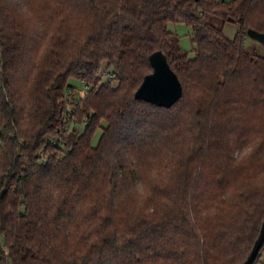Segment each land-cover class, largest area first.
Segmentation results:
<instances>
[{
    "label": "trees",
    "instance_id": "trees-1",
    "mask_svg": "<svg viewBox=\"0 0 264 264\" xmlns=\"http://www.w3.org/2000/svg\"><path fill=\"white\" fill-rule=\"evenodd\" d=\"M11 1L0 0V264H241L264 221V53L244 41L264 32V0ZM172 21L192 26L193 54ZM159 49L183 86L170 107L135 97ZM136 164L160 176L139 208L122 190ZM220 203L232 219L210 213Z\"/></svg>",
    "mask_w": 264,
    "mask_h": 264
},
{
    "label": "rangeland",
    "instance_id": "rangeland-1",
    "mask_svg": "<svg viewBox=\"0 0 264 264\" xmlns=\"http://www.w3.org/2000/svg\"><path fill=\"white\" fill-rule=\"evenodd\" d=\"M11 5L14 6L15 5V0L11 1ZM10 5V6H11ZM207 19L214 23L216 26L220 27L222 26V21L219 17L217 16H211L208 15ZM169 28L173 31H176L180 37V44L182 46V48L189 50L190 54H193V47H194V43L192 41V36H193V28L191 25L187 24L184 21H172L169 23ZM240 28L238 23H233V22H227L224 24V32L226 35H228L229 37H234L235 33L237 32V30ZM245 41V47L247 50H249L250 52H256L258 54H263L264 53V47L262 46V44H260V42L258 40H256L255 38H252L251 36H247L244 39ZM37 55V54H36ZM35 57V53L34 56H31V58ZM22 67V69H21ZM20 69L18 70L17 74H16V84L18 88H22L24 81H25V75L24 72H26L25 69V65L21 66ZM24 68V69H23ZM24 71V72H23ZM110 76H108V74L104 76V78H108ZM30 83L28 86H30L32 80H29ZM71 82L74 83L77 86V90H84L85 88L83 87V84L81 83V81H79L78 79H71ZM84 125H79V129H83ZM102 134V130L101 128H97L92 136L91 142L93 145H97L100 137ZM251 146H245V148L243 149V155L248 156L250 154V150ZM166 154L163 155L162 159H164L163 162L162 161V171L160 169L159 172H162V178H166L167 177V168L165 167V163L167 161V159L165 160ZM130 160H136L137 159L133 156V153L131 152L130 154ZM133 168L135 169L137 175L135 176H131V177H127V178H123L122 179V190L124 195L126 196V198H128L133 192L136 194V196H134L133 201L136 202V205L139 206L140 205H145V203H143L144 201H146V195H147V191H149L152 182L155 183V180H159L160 176H154V174L156 175V172L159 168L153 167V168H147V174L145 172V175H147V177L143 176L141 177V174L139 173L138 175V170H137V164L133 166ZM155 168V170H154ZM156 177V178H155ZM256 177L258 178H262V175H257ZM257 181V179H255ZM148 208L144 207V210H147ZM225 211L226 213L223 214L222 218H225V220H229L232 219L230 216H232L233 214H231V212H234L235 209L230 208V205L227 204L225 205V203H220L218 206H216V208H212L210 210V213H212L213 215H219L218 211ZM216 211L217 214H214ZM9 264H11V262H9ZM260 264H264V250L262 251V255H261V260H260Z\"/></svg>",
    "mask_w": 264,
    "mask_h": 264
},
{
    "label": "water",
    "instance_id": "water-1",
    "mask_svg": "<svg viewBox=\"0 0 264 264\" xmlns=\"http://www.w3.org/2000/svg\"><path fill=\"white\" fill-rule=\"evenodd\" d=\"M247 34L264 43V32L248 28ZM152 71L147 73L135 91V97L144 99L159 106L170 107L183 94L182 83L176 72L170 66L163 50H156L149 56ZM264 243V221L260 232L246 259L241 264H252Z\"/></svg>",
    "mask_w": 264,
    "mask_h": 264
},
{
    "label": "built area",
    "instance_id": "built-area-1",
    "mask_svg": "<svg viewBox=\"0 0 264 264\" xmlns=\"http://www.w3.org/2000/svg\"><path fill=\"white\" fill-rule=\"evenodd\" d=\"M107 74H108V76H110V77L113 76L111 73H107ZM81 93H82V94H85V93H86V89L82 90Z\"/></svg>",
    "mask_w": 264,
    "mask_h": 264
}]
</instances>
